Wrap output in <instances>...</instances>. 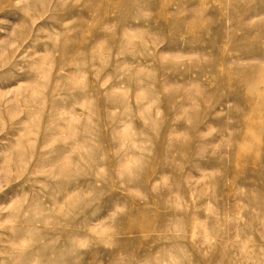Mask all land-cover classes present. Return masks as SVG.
Listing matches in <instances>:
<instances>
[{"label":"rangeland","instance_id":"1","mask_svg":"<svg viewBox=\"0 0 264 264\" xmlns=\"http://www.w3.org/2000/svg\"><path fill=\"white\" fill-rule=\"evenodd\" d=\"M0 264H264V0H0Z\"/></svg>","mask_w":264,"mask_h":264}]
</instances>
